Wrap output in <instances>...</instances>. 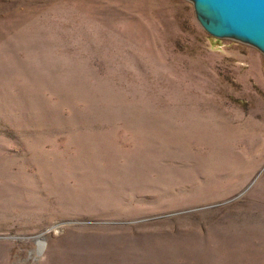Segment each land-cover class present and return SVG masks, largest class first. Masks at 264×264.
<instances>
[{"label":"rangeland","instance_id":"374dc122","mask_svg":"<svg viewBox=\"0 0 264 264\" xmlns=\"http://www.w3.org/2000/svg\"><path fill=\"white\" fill-rule=\"evenodd\" d=\"M194 0H0V264H264V49Z\"/></svg>","mask_w":264,"mask_h":264},{"label":"water","instance_id":"95a60500","mask_svg":"<svg viewBox=\"0 0 264 264\" xmlns=\"http://www.w3.org/2000/svg\"><path fill=\"white\" fill-rule=\"evenodd\" d=\"M201 14L212 15L217 23L207 28L216 35L248 39L264 49V0H194Z\"/></svg>","mask_w":264,"mask_h":264},{"label":"bare ground","instance_id":"6f19581e","mask_svg":"<svg viewBox=\"0 0 264 264\" xmlns=\"http://www.w3.org/2000/svg\"><path fill=\"white\" fill-rule=\"evenodd\" d=\"M204 18H205V20L211 25H214V24H216L217 23V18H215V17H213L212 15H210V16H208V14L206 15V13L205 14H203L202 15Z\"/></svg>","mask_w":264,"mask_h":264}]
</instances>
